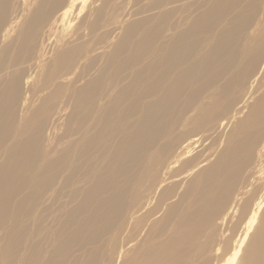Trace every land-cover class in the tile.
Returning <instances> with one entry per match:
<instances>
[{
    "label": "bare ground",
    "instance_id": "6f19581e",
    "mask_svg": "<svg viewBox=\"0 0 264 264\" xmlns=\"http://www.w3.org/2000/svg\"><path fill=\"white\" fill-rule=\"evenodd\" d=\"M242 207L264 264V0H0V264H219Z\"/></svg>",
    "mask_w": 264,
    "mask_h": 264
},
{
    "label": "rangeland",
    "instance_id": "374dc122",
    "mask_svg": "<svg viewBox=\"0 0 264 264\" xmlns=\"http://www.w3.org/2000/svg\"><path fill=\"white\" fill-rule=\"evenodd\" d=\"M65 141L66 140H64L63 142ZM67 141L64 144L68 145L69 143H67ZM261 189L262 187H260V191H262ZM248 219L249 216L242 207L241 211L237 214V216L229 223L224 233L223 244L221 245L219 252V264H228L234 252L238 239H240L243 235L245 225Z\"/></svg>",
    "mask_w": 264,
    "mask_h": 264
}]
</instances>
